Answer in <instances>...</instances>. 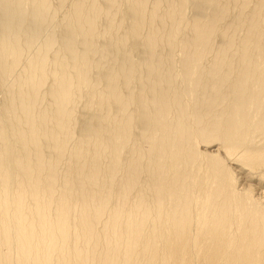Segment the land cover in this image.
Here are the masks:
<instances>
[{
	"label": "bare ground",
	"instance_id": "bare-ground-1",
	"mask_svg": "<svg viewBox=\"0 0 264 264\" xmlns=\"http://www.w3.org/2000/svg\"><path fill=\"white\" fill-rule=\"evenodd\" d=\"M0 264H264V0H0Z\"/></svg>",
	"mask_w": 264,
	"mask_h": 264
}]
</instances>
